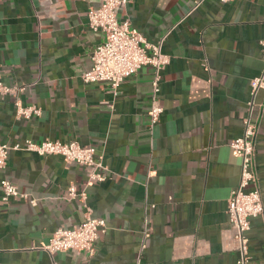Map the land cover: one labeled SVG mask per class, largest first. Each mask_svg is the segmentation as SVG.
Returning a JSON list of instances; mask_svg holds the SVG:
<instances>
[{
  "label": "crops",
  "instance_id": "crops-1",
  "mask_svg": "<svg viewBox=\"0 0 264 264\" xmlns=\"http://www.w3.org/2000/svg\"><path fill=\"white\" fill-rule=\"evenodd\" d=\"M100 0H0L2 81L24 88L20 100L39 109L18 119L12 99L0 96V144L30 139L94 146L107 170L103 183L86 186V172L58 156L11 151L0 181L27 199L3 200L0 189V264H236V242L226 215L240 161L229 143L242 134L250 81L262 70L264 0H128L118 13L150 43L162 39L170 59L162 71L152 126L153 71L143 67L113 91L83 83L90 55L103 41L87 26ZM254 162L263 213L250 221L249 253L264 264V92ZM74 185L85 191L106 231L96 254L41 246L58 229L83 219ZM34 200L35 204H30Z\"/></svg>",
  "mask_w": 264,
  "mask_h": 264
},
{
  "label": "built area",
  "instance_id": "built-area-1",
  "mask_svg": "<svg viewBox=\"0 0 264 264\" xmlns=\"http://www.w3.org/2000/svg\"><path fill=\"white\" fill-rule=\"evenodd\" d=\"M237 0H218L221 4ZM128 0H100L96 7L87 11V26L93 32H101L103 41L96 45L91 52V67L81 79L85 84L106 83L116 91L130 76L143 67H151L153 71L152 103L148 117L152 126L156 125L163 108L159 104L160 83L162 71L169 64V57L161 51L162 39L155 43L148 42L143 35L134 30L129 19L119 20L118 13L126 8ZM262 70L250 81V100L243 119V129L240 137L229 143L232 154L240 161V177L235 188L230 191L227 200L226 215L228 224L233 230L236 242V264H256L249 253V238L251 219L263 213V202L257 186L255 175V140L258 132V121L253 119L254 109L262 112V104H256L260 92H264V40L259 42ZM23 87L9 85L2 81L0 65V96L12 99L15 115L18 119H30L38 116L40 111L34 106H25L20 100ZM264 121V118H263ZM11 151L35 153L40 157L58 156L65 162L81 166L86 172V186L103 183L107 180V170L94 146L83 147L77 141L60 142L44 140L35 142L30 139L13 145L0 144V170H5L8 154ZM3 200L12 197L27 199L10 181H0ZM68 201H77L84 211L83 219L70 229H58L48 238L41 248L52 255L58 252L83 253L89 258L96 254V241L100 234L105 233L106 223L103 219L94 218L87 204V194L78 191L74 185L66 190ZM34 205L35 201L30 200ZM147 229L143 230L137 264L141 262V252L145 249Z\"/></svg>",
  "mask_w": 264,
  "mask_h": 264
}]
</instances>
